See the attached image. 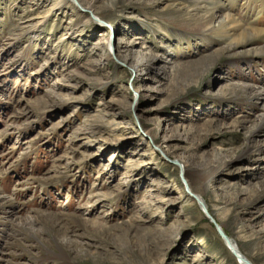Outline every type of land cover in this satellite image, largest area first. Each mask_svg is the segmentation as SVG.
<instances>
[{
    "label": "rangeland",
    "instance_id": "1",
    "mask_svg": "<svg viewBox=\"0 0 264 264\" xmlns=\"http://www.w3.org/2000/svg\"><path fill=\"white\" fill-rule=\"evenodd\" d=\"M58 1L0 0V264H238L202 204L264 264V0Z\"/></svg>",
    "mask_w": 264,
    "mask_h": 264
},
{
    "label": "bare ground",
    "instance_id": "2",
    "mask_svg": "<svg viewBox=\"0 0 264 264\" xmlns=\"http://www.w3.org/2000/svg\"><path fill=\"white\" fill-rule=\"evenodd\" d=\"M77 3L78 1L75 0ZM184 3H189L190 5L192 4L193 8H194V12L202 5L206 2V0H183ZM63 3H72L71 0H59L57 2V5L58 6H61ZM73 4V3H72ZM188 6V5H187ZM203 6V5H202ZM83 7V6H82ZM94 7V4L92 2H89L87 7H83L86 11H90L91 8ZM190 7V6H189ZM208 11V9H207ZM211 29V31H215L216 29L214 27H209ZM217 28H219L217 26ZM216 32V31H215ZM112 40H110L109 43H111ZM115 51H118V48L115 47L114 49ZM118 53V52H117ZM148 135L150 134V132L147 133ZM163 154L164 156H167V154L165 152H163V149L161 147L158 148ZM180 163V166H181V169H182V172L184 171V174L186 175L185 176V179H184V182H185V185L187 187V196L188 198L187 199H192L193 201H196L197 202H202L201 201V198L199 197L198 194H200V192H204V189H205V185H204V181L200 178V175L193 171L189 165L184 162V161H181L179 160ZM3 200V197L0 195V201ZM203 203V202H202ZM203 205V206H202ZM202 208L204 209V213L206 214V217L208 220L210 221H213V223L215 224V221H214V217L213 215L211 214V212L209 210H207L206 206L204 204H202ZM217 225V224H216ZM219 227V229L221 230V232L223 233V229L221 228L222 226L220 225H217ZM225 234V233H223ZM229 243H228V246L230 248V250L232 251H235V254L238 255V257H236L237 261H238V264H251L250 261H248L238 250V247L236 245V243L234 241H231L229 238ZM226 245V244H225ZM227 247V246H226ZM228 248V247H227ZM241 255V256H240Z\"/></svg>",
    "mask_w": 264,
    "mask_h": 264
},
{
    "label": "water",
    "instance_id": "3",
    "mask_svg": "<svg viewBox=\"0 0 264 264\" xmlns=\"http://www.w3.org/2000/svg\"><path fill=\"white\" fill-rule=\"evenodd\" d=\"M201 209H202V211L204 210V209L202 208V206H201ZM211 223L215 226L217 233H218L219 236L222 238V240H223V242L226 244V246L229 248V246H228V243H229L228 237H227L225 234H223V233L221 232V230L219 229V227H218L216 224H214L213 221H211ZM229 249H230V248H229ZM231 251H232V250H231ZM232 253H233L234 256L238 257V255L235 254V251H232Z\"/></svg>",
    "mask_w": 264,
    "mask_h": 264
}]
</instances>
